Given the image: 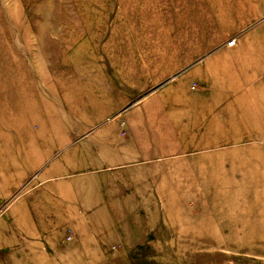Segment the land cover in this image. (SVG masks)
Listing matches in <instances>:
<instances>
[{
  "label": "rangeland",
  "instance_id": "1",
  "mask_svg": "<svg viewBox=\"0 0 264 264\" xmlns=\"http://www.w3.org/2000/svg\"><path fill=\"white\" fill-rule=\"evenodd\" d=\"M144 107L163 138L205 143H87L112 159V220L29 210L31 143L112 122L127 139ZM0 264H264V0H0Z\"/></svg>",
  "mask_w": 264,
  "mask_h": 264
},
{
  "label": "crops",
  "instance_id": "2",
  "mask_svg": "<svg viewBox=\"0 0 264 264\" xmlns=\"http://www.w3.org/2000/svg\"><path fill=\"white\" fill-rule=\"evenodd\" d=\"M184 111L183 109H174V113H166V115L172 116L173 118L170 119L175 120L178 116H187V113L184 114ZM126 112L130 111H125L122 114ZM132 112H134L135 115L136 113L140 114L142 118L127 123L128 137L123 140L119 139L118 126L114 122L102 126L101 129L104 131L100 132V138L96 141L92 142L85 139H77L72 142L69 136L68 139L65 140L67 137L66 134L63 133L66 130L64 122L62 125H59L58 123H61V120H55L58 125L49 126V124H54L50 123L49 118L42 120L43 127L41 129L45 130L46 133L50 129L55 131L60 128L63 134L59 139L43 138L36 143H31V147L37 149L36 155L39 156V161H37L38 165L32 170L34 172L36 171L38 174L35 178L37 185L36 193L32 195L35 196V198L31 197L32 203L29 210L32 212H47L50 210V204L54 201L58 206L56 207L58 212H64V210L76 213L79 212L82 218L80 221L87 222V228L91 227L96 229L97 226L90 222L91 218H85L81 213L96 211L102 213L103 217L107 218L109 221L110 219L112 220V217L108 213L120 210L118 207L120 202L115 198H111V195H109L110 183H103L104 180L109 182L110 176L112 175L109 171L111 169L112 159L102 158L98 154V151H93L90 148V145L89 149L88 147L81 148L87 143H105L106 148L110 147V149H112L114 147L117 151V143H205L203 141L192 142L163 138L162 107L157 110L146 107L134 108ZM117 113L118 110H115L110 113V115H118ZM127 115L132 116L130 113H127ZM69 125V122H67L68 127ZM137 128H142L140 133L136 130ZM45 135L47 134L44 133V136ZM57 149L61 150L58 151ZM114 153L117 152L114 151ZM147 161L148 160H145L141 163H147ZM79 164H82V167H79ZM127 181H130L131 188L136 185L141 186L143 194H145V192L149 194V174H144L140 177L130 173ZM117 183L120 185L119 180ZM88 191H90L91 194L86 196V192ZM94 195H97V199H93L95 201L93 204L94 206L91 205L92 207H89L85 198H94ZM23 210H26V207H24ZM49 227L52 228L51 230H54L59 226L50 225ZM59 240L60 239L56 237L52 239L49 238L45 243H48L49 249L51 248L54 249L52 251H56L60 243ZM65 241H70L69 237H67ZM36 246H38V244ZM40 255L41 257L47 258L49 256L46 252H41Z\"/></svg>",
  "mask_w": 264,
  "mask_h": 264
},
{
  "label": "bare ground",
  "instance_id": "3",
  "mask_svg": "<svg viewBox=\"0 0 264 264\" xmlns=\"http://www.w3.org/2000/svg\"><path fill=\"white\" fill-rule=\"evenodd\" d=\"M234 45H235V44H234V43H232V44H229L228 46H229V47H232V46H234Z\"/></svg>",
  "mask_w": 264,
  "mask_h": 264
}]
</instances>
